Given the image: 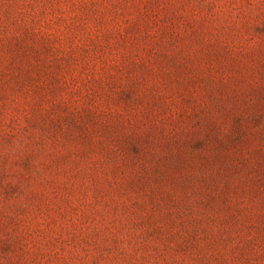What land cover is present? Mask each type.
<instances>
[{"label":"rangeland","instance_id":"1","mask_svg":"<svg viewBox=\"0 0 264 264\" xmlns=\"http://www.w3.org/2000/svg\"><path fill=\"white\" fill-rule=\"evenodd\" d=\"M0 264H264V0H0Z\"/></svg>","mask_w":264,"mask_h":264}]
</instances>
